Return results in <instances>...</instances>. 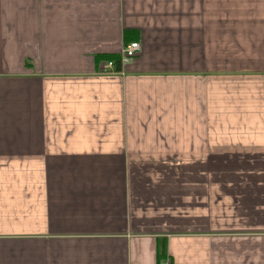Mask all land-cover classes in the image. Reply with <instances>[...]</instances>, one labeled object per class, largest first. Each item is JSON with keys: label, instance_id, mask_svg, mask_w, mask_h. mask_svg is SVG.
Masks as SVG:
<instances>
[{"label": "crops", "instance_id": "0c3cea01", "mask_svg": "<svg viewBox=\"0 0 264 264\" xmlns=\"http://www.w3.org/2000/svg\"><path fill=\"white\" fill-rule=\"evenodd\" d=\"M0 264H264V0H0Z\"/></svg>", "mask_w": 264, "mask_h": 264}, {"label": "rangeland", "instance_id": "374dc122", "mask_svg": "<svg viewBox=\"0 0 264 264\" xmlns=\"http://www.w3.org/2000/svg\"><path fill=\"white\" fill-rule=\"evenodd\" d=\"M141 50H142V46H141ZM148 174H149V177H150V175L152 178L157 177L158 183H161V181H169L172 184H174L178 181H181L183 178L187 182H189V179H190L189 173H185V175H184V173H177V172H174V173L173 172H171V173H148ZM208 174L209 173H207V176H208ZM175 196L176 195H173L172 197H175ZM175 200L176 199H173V202L170 201V205H169V211L168 212H170V215H169L170 221H177V220H173V218L178 219L181 215H186L188 217L187 219L192 224L189 227V230L193 231V203H192V200H191V204L188 203V204H180V205H178V203ZM183 209H184L185 213L181 212V211H183ZM178 211H180V212L178 213Z\"/></svg>", "mask_w": 264, "mask_h": 264}, {"label": "built area", "instance_id": "2783aa9c", "mask_svg": "<svg viewBox=\"0 0 264 264\" xmlns=\"http://www.w3.org/2000/svg\"><path fill=\"white\" fill-rule=\"evenodd\" d=\"M141 50V44L139 42H132L122 50V53L119 57L121 69L123 66L127 65ZM117 70V63L115 60H107L102 66L103 74L118 75L123 73L122 71Z\"/></svg>", "mask_w": 264, "mask_h": 264}, {"label": "trees", "instance_id": "16d2710c", "mask_svg": "<svg viewBox=\"0 0 264 264\" xmlns=\"http://www.w3.org/2000/svg\"><path fill=\"white\" fill-rule=\"evenodd\" d=\"M106 59H107V60H115L116 63L118 64V65H117V70H120V69H121L120 61H119V56H110V57H106ZM163 258H165V256H164L163 254H161V255L159 256L160 261H162Z\"/></svg>", "mask_w": 264, "mask_h": 264}, {"label": "bare ground", "instance_id": "6f19581e", "mask_svg": "<svg viewBox=\"0 0 264 264\" xmlns=\"http://www.w3.org/2000/svg\"><path fill=\"white\" fill-rule=\"evenodd\" d=\"M118 65V64H117Z\"/></svg>", "mask_w": 264, "mask_h": 264}]
</instances>
